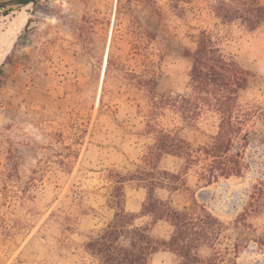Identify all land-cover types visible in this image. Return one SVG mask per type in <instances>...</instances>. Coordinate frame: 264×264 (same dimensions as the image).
Wrapping results in <instances>:
<instances>
[{"label":"rangeland","instance_id":"1","mask_svg":"<svg viewBox=\"0 0 264 264\" xmlns=\"http://www.w3.org/2000/svg\"><path fill=\"white\" fill-rule=\"evenodd\" d=\"M169 2L33 0L0 8V264H96L85 241L113 216L110 171L133 170L151 141L135 100L118 79L109 77L106 84L113 93L104 95L110 109L100 103L109 46L129 47L117 37H128L138 25L154 32L150 46L162 53L160 90L177 93L190 67L183 50L192 46V34L206 29L254 73L240 101L264 106V24L249 31L237 22L222 24L208 1L181 3L179 10ZM215 122L208 115L193 128L172 113L161 120L194 144L216 130ZM254 129L241 176L207 183L190 171L179 190L158 191L177 208L203 207L223 222L227 264L264 263V246L253 241L263 233L264 220H249L256 234L235 224L252 184L264 180V126ZM177 164L172 156L160 162L169 169ZM144 195L143 188L127 183L125 209L139 213ZM135 223L149 224L160 238L171 232L164 221L139 217ZM176 261L172 252L159 250L150 264Z\"/></svg>","mask_w":264,"mask_h":264},{"label":"trees","instance_id":"2","mask_svg":"<svg viewBox=\"0 0 264 264\" xmlns=\"http://www.w3.org/2000/svg\"><path fill=\"white\" fill-rule=\"evenodd\" d=\"M191 1L170 0L169 5L179 10L181 3ZM204 1H208L210 12L222 24L237 22L249 31L264 24V3L260 0ZM155 37L154 32L138 25L128 37H117L127 40L128 49L111 44L107 52L100 103L110 109L104 95L113 93L106 84L109 77L118 79L135 100L138 115L144 119L143 134L150 135L151 141L133 170L110 171L109 204L114 213L103 226L89 232L85 250L96 264H150L159 250L172 252L176 264H227L230 245L221 247L223 222L203 207L177 208L170 198H161L158 191L179 190L185 186V176L190 171L207 183L242 175L247 166L246 148L256 135L254 126H264V106L254 100L240 101V94L249 87L254 73L225 52L210 31L199 29L191 35L192 46L183 50V56L190 61L184 90L163 92L159 87L162 53L150 46ZM169 113L193 128L202 118L212 115L216 130L194 144L177 129L162 125L161 120ZM260 141L264 144V138ZM164 156L176 158L178 168L162 167ZM130 182L145 190L139 213L124 207L125 187ZM139 217H147L151 223H168L169 236L157 237L149 224H136ZM256 218L264 220L263 179L252 184L235 224L256 234L257 228L249 221ZM253 241L264 246V231L255 235ZM238 248V244H233L234 251Z\"/></svg>","mask_w":264,"mask_h":264},{"label":"water","instance_id":"3","mask_svg":"<svg viewBox=\"0 0 264 264\" xmlns=\"http://www.w3.org/2000/svg\"><path fill=\"white\" fill-rule=\"evenodd\" d=\"M33 0H0V8L17 7L30 3Z\"/></svg>","mask_w":264,"mask_h":264},{"label":"bare ground","instance_id":"4","mask_svg":"<svg viewBox=\"0 0 264 264\" xmlns=\"http://www.w3.org/2000/svg\"><path fill=\"white\" fill-rule=\"evenodd\" d=\"M106 63V62H105Z\"/></svg>","mask_w":264,"mask_h":264}]
</instances>
